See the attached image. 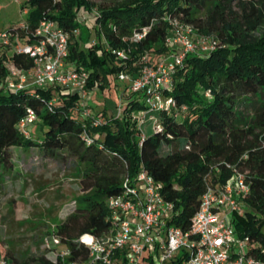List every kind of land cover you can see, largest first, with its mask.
<instances>
[{"label": "trees", "instance_id": "trees-1", "mask_svg": "<svg viewBox=\"0 0 264 264\" xmlns=\"http://www.w3.org/2000/svg\"><path fill=\"white\" fill-rule=\"evenodd\" d=\"M256 2L99 3L94 26L103 40L84 49L76 47L71 35L80 26L76 10H92L96 5L93 0H26L31 9L24 21L30 29L48 17L69 31L68 57L76 66L89 70L86 87L94 86V82L101 85L125 63L133 70L132 61L143 53L150 62L157 61L170 50L165 38L174 17L192 24L198 32L214 35L218 45L204 53L186 54L183 65L172 75V86L165 91L186 109H179L178 114L157 112L160 128L145 135L140 134L128 115L146 107L143 93L130 91L128 85L124 87L127 96L122 111H117L116 104V111L105 114L106 119L96 126L91 119L105 113L106 106L103 111L83 114L76 89L58 85L0 88V166L13 164L11 149L16 146L39 150L38 161L47 158L66 162L72 158L81 165V192L71 200L70 211L53 230L59 239L54 247H67L69 253L63 256L58 250L53 260L43 254L18 258L6 249L2 255L8 264H69L71 259L85 257L88 247L78 237L84 232L99 234L108 228L106 198L121 190L125 174L134 175L140 168L152 174L161 183L164 196L175 202L171 222L187 229L206 183L223 182L232 166L245 171L250 190L243 204L251 210L245 207L242 214L234 212L231 224L238 236H247L248 253L264 259V12ZM233 4L241 9L239 14ZM143 27L144 35L131 39L132 33ZM112 49L124 50L127 62H119ZM9 59L25 68L32 65L28 55L4 50L0 56V81ZM248 103L251 117L242 109ZM28 106L35 109L43 125L37 137L17 127ZM84 130L92 140L83 138Z\"/></svg>", "mask_w": 264, "mask_h": 264}, {"label": "built area", "instance_id": "built-area-1", "mask_svg": "<svg viewBox=\"0 0 264 264\" xmlns=\"http://www.w3.org/2000/svg\"><path fill=\"white\" fill-rule=\"evenodd\" d=\"M145 31V27L135 30L131 39L141 38ZM69 37L68 30L48 17L42 18L34 29L23 21L0 30V56L5 50L32 58L28 68L6 60L7 72L0 88L18 90L58 85L74 88L84 98L88 93L89 70L66 65ZM165 41L170 53L155 62H150L147 53H143L137 74L123 71L117 74L128 79L130 91L143 93L146 107L135 112L141 135L147 133L143 128L147 119L152 129L160 128L157 112L178 114L179 109H186L185 104L178 105L165 92L172 86V75L183 65L186 54L204 53L218 45L214 35L198 32L192 24L176 17L170 19ZM112 50L119 59L126 58L124 50ZM83 98L80 102L83 114L92 113L85 108L88 102ZM120 110L121 101L117 105V111ZM37 119L35 109L28 106L17 127L27 135L30 132L27 125ZM102 120L98 115L91 119V124L97 125ZM83 138L92 140L86 130ZM249 190L245 171L232 166L231 174L223 182L206 183L190 225L183 229L171 222L176 212L175 202L164 196L161 183L152 174L144 168L134 175L125 174L121 190L106 198L108 228L99 234L82 233L78 239L88 247V253L71 259L69 264H264V259L248 253L247 236H238L230 221L234 212H244L243 197ZM52 239L54 244L59 242L54 233ZM261 250L264 252V248ZM58 253L65 256L69 249L63 247ZM0 264H8L4 256L0 257Z\"/></svg>", "mask_w": 264, "mask_h": 264}, {"label": "rangeland", "instance_id": "rangeland-1", "mask_svg": "<svg viewBox=\"0 0 264 264\" xmlns=\"http://www.w3.org/2000/svg\"><path fill=\"white\" fill-rule=\"evenodd\" d=\"M93 1L96 5L92 10L82 7L76 10V19L80 26L72 32L71 40L77 48L86 49L88 45H99L103 40V35L97 34L94 26L97 5L99 3L113 4L121 0ZM256 1L258 7L264 12V0ZM26 5V0H0V30L14 22H23L31 9ZM233 10L237 11V14L241 12L236 4H233ZM170 52L167 50L164 53ZM140 56L136 61H132V66L135 67L133 70H130L128 63H125V67L120 71L130 75L137 74ZM122 61L127 62V59L120 58L119 62ZM65 63L66 65L76 64L70 56H67ZM119 72L109 76V79H105L101 85L100 83L96 85L94 82V86L86 87L88 93L84 95V98L79 92L78 106H82L81 98L87 100L89 97L85 108L90 109L92 113L103 111L102 107L106 106L105 113L100 115L102 119H106V115L111 111L115 112L116 104L118 105L121 101L123 105L127 96L124 87L128 85V79L119 78L117 76ZM92 99L96 101L92 102ZM245 105L242 107L244 114L251 117V105L249 103ZM136 111L132 110L128 114L135 124L138 122ZM78 116L82 118L83 114L80 113ZM150 123L148 119L143 123V128L147 132L152 131ZM26 128L37 137L43 125L37 119ZM11 151L13 164L10 167L0 166V257L6 249H10L18 258L43 254L53 260L58 250L63 248L60 245L57 248L54 247L56 244L52 239L53 230L56 223L70 211L71 200L81 192L79 184L81 165L72 158L66 162L47 158L38 161L36 155H40L41 152L36 148L16 146L12 147ZM243 207L251 210L244 204Z\"/></svg>", "mask_w": 264, "mask_h": 264}, {"label": "crops", "instance_id": "crops-1", "mask_svg": "<svg viewBox=\"0 0 264 264\" xmlns=\"http://www.w3.org/2000/svg\"><path fill=\"white\" fill-rule=\"evenodd\" d=\"M88 98H89V97H88ZM88 98H87V100H88ZM80 100H82V98H81ZM87 100H86V102H88ZM93 101H96V100H95V99H94V100L92 99V102H93ZM90 104H91V103H90ZM37 127H38V126H37ZM32 128H33L32 130H34L35 126L32 127ZM38 128H39V127H38Z\"/></svg>", "mask_w": 264, "mask_h": 264}]
</instances>
